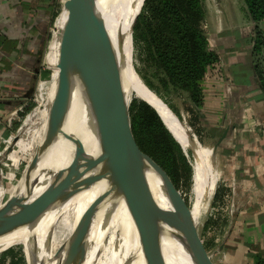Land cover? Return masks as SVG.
<instances>
[{
	"label": "bare ground",
	"instance_id": "1",
	"mask_svg": "<svg viewBox=\"0 0 264 264\" xmlns=\"http://www.w3.org/2000/svg\"><path fill=\"white\" fill-rule=\"evenodd\" d=\"M102 1L101 6L96 2L95 8L108 30L119 86L124 92L128 88L132 89L140 99L158 110L177 140L193 151L198 168L202 160L196 143L178 124L165 102L142 81L132 66L131 26L138 0ZM67 16L68 11L63 8L48 48V57L55 62L56 69ZM67 80V106L55 124L53 111L51 113L48 109L56 91L57 75L49 87L47 105L37 108L42 113L41 141L34 159L37 169L25 173L11 194L23 193L26 184L33 178H36V183L30 190L28 200L41 194L54 180L56 171L68 166L77 141L81 142L88 155L96 156L99 153L100 137L93 100L77 62L68 66ZM2 156L6 154L0 153V158ZM93 175L98 177L83 189L50 205L33 223L1 234L0 251L21 244L29 264H132L131 256L126 251L127 243H130L136 257L141 260L140 264H194L181 243V231L173 223L163 225L159 234L149 216L121 190L104 165L94 167L82 179ZM138 176L153 204L169 209V201L156 174L145 166L139 168ZM89 208L91 213L85 216ZM177 213L181 218L184 217L182 211ZM57 233L64 237L57 238ZM76 234L80 235L78 245L70 247ZM146 236L148 239L144 240ZM59 249H63V252L57 255Z\"/></svg>",
	"mask_w": 264,
	"mask_h": 264
},
{
	"label": "crops",
	"instance_id": "2",
	"mask_svg": "<svg viewBox=\"0 0 264 264\" xmlns=\"http://www.w3.org/2000/svg\"><path fill=\"white\" fill-rule=\"evenodd\" d=\"M53 4L54 0H0V143L18 125L30 100L44 21ZM204 4L205 35L218 60L201 82L199 118L210 141L222 138L215 164L234 206L219 245L221 261L252 264L254 255L264 257V39L261 49L254 50L256 25L264 38V19L256 24L242 0ZM210 149L207 146L208 155ZM6 155L11 161L10 153ZM234 200L243 208L237 209Z\"/></svg>",
	"mask_w": 264,
	"mask_h": 264
},
{
	"label": "water",
	"instance_id": "3",
	"mask_svg": "<svg viewBox=\"0 0 264 264\" xmlns=\"http://www.w3.org/2000/svg\"><path fill=\"white\" fill-rule=\"evenodd\" d=\"M95 7V0H64L63 2V8L68 11V16L60 39L56 64L57 86L50 111L51 113L53 111L55 124L63 115L68 102V66L77 62L93 100L96 126L100 137L99 153L96 156L88 155L81 142L77 141L68 166L56 171L54 180L41 194L31 201L28 200L36 178L30 179L23 193L10 194L0 208V235L33 223L36 217L50 205L89 185L98 176L93 175L88 179H82L83 175L102 164L112 173L117 184L130 200L149 216L153 227L159 234L162 232L163 225L173 223L182 233L181 243L192 262L194 264H211L210 258L206 254L204 256L198 243L192 214L183 203L178 189L172 184L161 166L140 150L136 144L123 88L119 86L118 82L108 30ZM145 102L155 109L166 128L184 151L185 146L177 140L158 110L147 101ZM165 105L167 104L165 103ZM169 110L181 122L170 108ZM17 139L18 137L14 136L10 143L11 146L5 148L7 153ZM221 139L212 144V152L216 151L217 144ZM188 149L191 151L190 148ZM210 157L212 163L213 156ZM145 166L158 177L161 188L169 201V209H162L154 205L142 188L138 170ZM177 211H182L184 217L181 218ZM90 213L91 208L87 210L85 216ZM79 237V234L74 236L70 247L78 245ZM145 239H148V236L144 237ZM219 249L220 246L216 251Z\"/></svg>",
	"mask_w": 264,
	"mask_h": 264
},
{
	"label": "trees",
	"instance_id": "4",
	"mask_svg": "<svg viewBox=\"0 0 264 264\" xmlns=\"http://www.w3.org/2000/svg\"><path fill=\"white\" fill-rule=\"evenodd\" d=\"M242 1L256 24L264 19V0ZM59 7L54 0L52 17ZM135 15V44L142 50V61H145L151 77L157 80L156 85L146 80L147 86L155 90L179 119L177 108L166 98L167 93L185 94L190 110L197 112L203 99L202 79L218 60L201 28L204 17L201 0H144L140 6L136 5ZM254 39V50L258 52L264 39L258 25ZM31 105L30 102L25 106L20 116ZM129 117L140 150L161 166L176 188L187 186L191 175L189 161L155 109L134 98L129 106ZM252 264H264V257L254 255Z\"/></svg>",
	"mask_w": 264,
	"mask_h": 264
},
{
	"label": "rangeland",
	"instance_id": "5",
	"mask_svg": "<svg viewBox=\"0 0 264 264\" xmlns=\"http://www.w3.org/2000/svg\"><path fill=\"white\" fill-rule=\"evenodd\" d=\"M143 1L144 0H138L136 5L140 6L141 2ZM205 1L207 2L208 0H201L203 10H205ZM57 2L60 6L57 14L52 17L51 13L53 12V9L51 8L47 18L45 17L46 21H44V39L41 46L39 47V55L37 57L38 60L35 64L37 78L33 81V88L31 90L32 94L30 96V100L27 102L28 104L26 105L29 106V103L31 102L33 106L31 105L32 107L27 110L23 116H19L18 125L15 126L11 134L0 143V152L3 151L4 154H7L5 147L7 145L11 146V144H7L8 141L11 137L13 138V136L18 137L17 141L14 143V145H12L11 150L8 151V153L11 155V161H7V155L6 157L2 156L4 161L2 162L3 165L0 172V205H2V203L9 197L13 188L24 177L25 173L37 169L35 167L36 164L34 159L41 141L42 122V113L39 112L37 108H39L41 105H47L49 87L57 75V69L54 66L55 62L48 57V48L53 40L54 34L56 33V23L63 9L64 0H57ZM96 2L99 6L103 4L102 0H97L95 3ZM135 7L132 15L130 42V44H132V66L136 74L145 84L146 80H148L153 85H156L157 80L154 77H151V72L148 70V68H146L145 61H142V58H144V55L141 53L142 50L135 44L134 25L137 18V15H135ZM201 28L205 34L206 31L204 29V17L201 23ZM43 71H45V73H43ZM152 91L155 92L154 89ZM123 93L128 110L134 98L141 100L132 91V89L130 90L128 88L125 92L123 90ZM166 98H169V101L177 108V112L183 124H181L177 119L176 120L178 124L182 126L188 137L192 138L196 143L202 160L201 165L197 168L194 161L193 151H190L186 146L184 147L185 156L189 161L191 175L189 184L185 187H178L177 189L183 203L189 208L191 214L194 216L193 222L196 228V236L204 256L205 254L208 255L211 264H223L224 261H221V255L223 251L222 249H219L218 251L216 250L218 249L220 242L226 234V230L231 220L228 214L230 215V207L232 206H230V202L228 200V189L226 186H224V182H221L218 178L220 167L218 170L215 164L217 153L216 151L212 153L211 148V153L208 155L206 148L207 146L210 148L213 142L207 138L206 131H204V129L201 127L199 110L197 112L195 110H190V105L186 99V95L167 93ZM51 104L52 101L48 111L51 109ZM187 150L190 151V154L187 153ZM211 155L213 156L214 164H212L210 161ZM234 201L236 204H238V200ZM160 203L162 206V200ZM242 208L243 205H241V209ZM57 234L58 235L56 236L59 239L64 237L59 233ZM126 251L128 256H131L130 260L132 264H140L141 260L136 257L130 243H127ZM62 252L63 249H59L57 255L61 254ZM0 264H29L24 247L21 244H15L6 248L5 250L0 251Z\"/></svg>",
	"mask_w": 264,
	"mask_h": 264
},
{
	"label": "built area",
	"instance_id": "6",
	"mask_svg": "<svg viewBox=\"0 0 264 264\" xmlns=\"http://www.w3.org/2000/svg\"><path fill=\"white\" fill-rule=\"evenodd\" d=\"M13 138H14V136H13ZM13 138L11 137L10 139L13 140ZM11 142H12V141H11ZM9 144H10V143H9ZM7 146H9V145H7ZM7 146H6V147H7ZM2 152H3V151H2ZM2 152H0V153H2ZM1 159H2V158H0V160H1ZM1 169H2V168H1ZM232 204H233V202H231V204H230V206H232V207H230V212H231V213H230L229 210H228V212L230 213V216H233V213H234V212H233V210H234V209H233L234 206H233ZM236 205H237V209H241V204H236Z\"/></svg>",
	"mask_w": 264,
	"mask_h": 264
}]
</instances>
